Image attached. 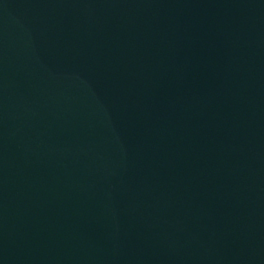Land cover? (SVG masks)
<instances>
[{
	"label": "water",
	"instance_id": "95a60500",
	"mask_svg": "<svg viewBox=\"0 0 264 264\" xmlns=\"http://www.w3.org/2000/svg\"><path fill=\"white\" fill-rule=\"evenodd\" d=\"M0 264H264V0H0Z\"/></svg>",
	"mask_w": 264,
	"mask_h": 264
}]
</instances>
